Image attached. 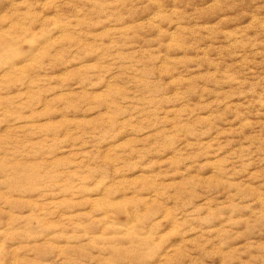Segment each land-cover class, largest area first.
Segmentation results:
<instances>
[{"label":"rangeland","instance_id":"obj_1","mask_svg":"<svg viewBox=\"0 0 264 264\" xmlns=\"http://www.w3.org/2000/svg\"><path fill=\"white\" fill-rule=\"evenodd\" d=\"M0 264H264V0H0Z\"/></svg>","mask_w":264,"mask_h":264}]
</instances>
